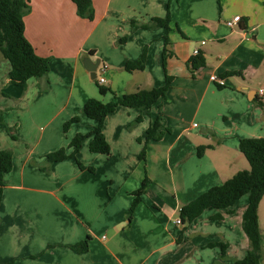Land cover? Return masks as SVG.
Returning a JSON list of instances; mask_svg holds the SVG:
<instances>
[{"label": "crops", "instance_id": "crops-1", "mask_svg": "<svg viewBox=\"0 0 264 264\" xmlns=\"http://www.w3.org/2000/svg\"><path fill=\"white\" fill-rule=\"evenodd\" d=\"M28 2L25 34L50 70L24 88L11 83V62L0 55V149L13 152L0 204V264H231L244 258L249 197L232 212L209 208L189 224L176 220L184 204L250 168L240 138L264 137V0H93L92 20L80 17L72 0ZM168 14L167 98L145 111L118 106L104 124L111 152H92V136L86 137L77 155L85 168L72 157L49 162L48 153L71 152L75 135L96 125L82 112L89 98L109 103L165 84L167 29H133L132 21ZM236 15L242 20L228 26ZM146 47L145 69L127 71L126 62ZM196 49L206 59L199 68L191 64ZM88 56L107 64L106 93L85 67ZM76 115L80 120L65 131ZM158 116L164 136L147 142ZM201 145L209 147L200 156ZM146 176L150 183L130 218ZM88 236L87 252L69 247ZM262 245L264 264V238Z\"/></svg>", "mask_w": 264, "mask_h": 264}, {"label": "trees", "instance_id": "trees-1", "mask_svg": "<svg viewBox=\"0 0 264 264\" xmlns=\"http://www.w3.org/2000/svg\"><path fill=\"white\" fill-rule=\"evenodd\" d=\"M77 7V13L80 17L90 20L95 17V9L93 0H72ZM30 8L28 0H0V52L11 62L12 68L9 72L10 81L13 84L27 87L28 80L32 77H47L50 70V62L47 57L40 56L25 34V15ZM171 16L153 17L150 23H140L132 21L133 29L138 28H155L164 27L167 29L165 34V46L163 49V66L166 71L165 84L150 89H139L131 93L116 96V99L109 103H103L97 98H89L83 106L82 112L96 120V125L88 133H78L71 140L69 146L71 152H67L66 147L47 154L49 162L61 161L67 158H75L80 167L86 166L77 158L82 147V143L86 137L92 136L90 141V150L92 152L109 154L111 146L104 133V124L106 117L120 105L134 107L143 111L150 109L160 100L167 98L168 90L172 83V77L167 74L166 58L168 57L167 45L169 43V31ZM127 36L120 38L118 41L127 40ZM147 60V47L144 48L141 56L135 60H128L125 69L129 72L136 70H144ZM193 68H199L206 64L205 56L200 53L191 59ZM236 72H229L233 75ZM97 81V80H96ZM101 93L110 90L109 87L100 84L97 81ZM80 116H73L65 122L64 130L67 131L70 126L78 122ZM142 117H138L137 121H141ZM164 136L163 123L161 117L158 116L153 124L148 128L146 141L160 140ZM15 138V136L13 135ZM209 147L201 145L198 147V154L201 156L204 150ZM147 146L143 148L140 157L146 159ZM240 150L250 163L249 169L238 171L224 183L214 185L207 191L203 192L190 202L184 204L180 210V218L184 224H189L198 218L206 209H231L236 202L248 195V206L243 213L242 227L247 234L250 246L244 258L237 259L231 264H261L263 258L264 238L259 219V207L264 197V137H242L240 138ZM13 168V152L10 149H0V204L2 200L3 190L5 187V174ZM92 171L93 168L89 167ZM150 183L149 177H145L140 187L134 192V200L127 211L128 217H132L134 211L142 200V195L146 192ZM216 219H222V215L215 216ZM91 237L88 236L69 247L77 252H87L90 248ZM210 245L219 246L223 251L227 245L220 242H213ZM6 264H14L10 261Z\"/></svg>", "mask_w": 264, "mask_h": 264}, {"label": "built area", "instance_id": "built-area-1", "mask_svg": "<svg viewBox=\"0 0 264 264\" xmlns=\"http://www.w3.org/2000/svg\"><path fill=\"white\" fill-rule=\"evenodd\" d=\"M242 20V16L241 15H236L233 19L228 20L227 24L230 27H234L239 21ZM195 55L200 54V50L196 49L195 50ZM107 70V64L105 63H101L98 70H97V78L96 80L100 83V84H104L106 81V78L104 76V72ZM210 79L215 82L216 84L223 86L225 85V80L224 78L220 77L218 74H211ZM264 90H261V93L263 94ZM196 125V124H195ZM177 224L182 223L181 218H179L178 220H176Z\"/></svg>", "mask_w": 264, "mask_h": 264}, {"label": "water", "instance_id": "water-1", "mask_svg": "<svg viewBox=\"0 0 264 264\" xmlns=\"http://www.w3.org/2000/svg\"><path fill=\"white\" fill-rule=\"evenodd\" d=\"M85 67L90 72L91 78L96 79L97 78V70L98 67L101 64V59L93 60L91 57H87L84 61Z\"/></svg>", "mask_w": 264, "mask_h": 264}, {"label": "rangeland", "instance_id": "rangeland-1", "mask_svg": "<svg viewBox=\"0 0 264 264\" xmlns=\"http://www.w3.org/2000/svg\"><path fill=\"white\" fill-rule=\"evenodd\" d=\"M0 55H1V52H0ZM248 166H250L249 163H248ZM240 169H242V168H240ZM247 197H248V195L246 194L245 197H243V198H247ZM259 215H260V225H261L262 232L264 235V199H263V202L260 204Z\"/></svg>", "mask_w": 264, "mask_h": 264}]
</instances>
